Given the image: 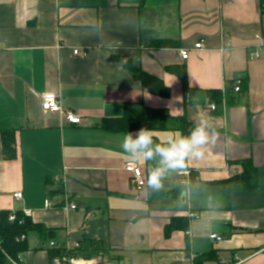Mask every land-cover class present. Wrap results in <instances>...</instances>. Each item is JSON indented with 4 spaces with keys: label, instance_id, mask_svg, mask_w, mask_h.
<instances>
[{
    "label": "crops",
    "instance_id": "0c3cea01",
    "mask_svg": "<svg viewBox=\"0 0 264 264\" xmlns=\"http://www.w3.org/2000/svg\"><path fill=\"white\" fill-rule=\"evenodd\" d=\"M263 42L260 0H0V131L15 138L8 158L0 135V211H30L54 230L44 241L28 234V251L7 264H51L50 248L70 252L83 240L98 241L102 251L74 264H264V55L255 56ZM128 59L160 78L169 97L145 89ZM170 66H184L197 91L192 102H184ZM214 89L229 92L224 101L210 99ZM44 92L58 94L82 123L43 112ZM142 106L193 125L207 119L219 132L205 156L188 164L194 184L169 174L160 191L133 188L125 134L102 122ZM177 133L153 136L162 142ZM244 159L257 169V185L227 192L221 182L243 171L230 163ZM137 164L148 177L155 161ZM176 218L186 228L178 222L167 235Z\"/></svg>",
    "mask_w": 264,
    "mask_h": 264
},
{
    "label": "trees",
    "instance_id": "16d2710c",
    "mask_svg": "<svg viewBox=\"0 0 264 264\" xmlns=\"http://www.w3.org/2000/svg\"><path fill=\"white\" fill-rule=\"evenodd\" d=\"M260 11L264 15V0H260ZM171 44L172 42L170 41H154L152 47L168 48ZM125 67H127L131 74L140 81L142 86L148 89L153 95L169 97L171 90L163 84L160 78L147 74L142 68L135 66L131 59L126 61ZM167 70L178 75L180 78L184 102L186 104L192 102L190 99L197 91L189 87L184 66H170ZM206 93L210 96L212 101L221 102L224 94L229 92L226 90L224 93L221 90L214 89ZM102 127L111 133H135L141 128H148L153 131L178 130L182 134L187 135L194 125L185 115L170 116L165 109H152L147 106H142L141 108L128 107L122 116L106 118L102 122ZM0 135L6 157H13L15 154L14 131L2 130L0 131ZM230 164L240 165L243 171L241 173H235L231 175L230 178L221 182L227 192L239 188L244 190L250 189L257 185L255 181L257 169L254 168L250 159H244L243 161H236ZM190 172L192 173L190 176L192 177L190 183L194 184L196 174L191 170ZM9 213V210L0 211V264H7L10 259L17 261L23 252L28 251V234L36 233L44 241L52 238L54 233L53 229L46 227L43 223L33 221L31 218H26L22 211H17L16 219L11 222L8 220ZM177 219L178 218L173 219L172 222L166 226L167 235L175 230L176 227H179V224H177L179 221H177ZM186 222V219L180 218L179 223H183L184 228L187 226ZM22 236H25V238L22 239ZM101 251L102 247L98 241L83 240L79 243L78 249L70 252L62 247L50 248L49 260L50 263L53 264L52 260L54 258H62L65 255L75 259H90L94 254Z\"/></svg>",
    "mask_w": 264,
    "mask_h": 264
},
{
    "label": "clouds",
    "instance_id": "9594fccd",
    "mask_svg": "<svg viewBox=\"0 0 264 264\" xmlns=\"http://www.w3.org/2000/svg\"><path fill=\"white\" fill-rule=\"evenodd\" d=\"M219 135L207 119H201L187 135L177 133L162 142L157 141L153 130L148 128L128 132L123 136L121 148L134 163L155 161L148 173L147 186L153 191H160L169 174L180 175L187 170L190 162L202 159L208 146L215 144Z\"/></svg>",
    "mask_w": 264,
    "mask_h": 264
},
{
    "label": "built area",
    "instance_id": "2783aa9c",
    "mask_svg": "<svg viewBox=\"0 0 264 264\" xmlns=\"http://www.w3.org/2000/svg\"><path fill=\"white\" fill-rule=\"evenodd\" d=\"M256 38L259 39L260 35H256ZM204 47V43L203 40L198 41L195 44V49H202ZM189 50H182L181 52V57L183 59L188 58L189 56ZM75 54H79V50H75ZM262 55H264V42L260 45V48L258 50V52L256 53V57H261ZM242 80L239 79L237 80L234 84H233V90L236 93H239L242 87ZM40 99H41V108L43 110V112H45L46 114H50V115H59L61 116L64 121H67L69 124L73 125V124H81L82 120H81V116L78 114L77 111L72 110V111H68L66 109H64V107H62L61 105V101L59 98L58 94L52 93V92H44L42 95H39ZM224 101V98L222 99ZM216 108V103H212V105H210V109L213 111ZM128 171L131 172L132 178H131V185L133 186V188L136 190L137 193L143 192L145 187H146V183H147V177L146 174H144L142 168L134 162L128 163L126 164L125 167ZM190 175L191 172L188 171H184L182 174H180L181 177H184L186 180L183 181V183L185 185H189L190 183ZM13 197L16 200H20L21 198H23L24 194L22 193V191H18L13 193ZM51 206V202L48 200L45 203V207H49ZM72 209H76L75 205H70ZM16 212L17 211H10L9 216H8V220L13 222L16 219ZM24 216L26 218H31L32 213L30 211L24 210L22 211ZM194 214H191V217H194ZM25 236H22V239H24ZM211 239H214L216 241H219L221 239V237L217 236V235H211ZM51 245H54L53 242H51ZM75 248H78L79 243L74 244ZM11 260V259H10ZM13 262H15L14 260H11ZM54 264H74V258L69 257V256H65L62 258H56L53 261Z\"/></svg>",
    "mask_w": 264,
    "mask_h": 264
},
{
    "label": "rangeland",
    "instance_id": "374dc122",
    "mask_svg": "<svg viewBox=\"0 0 264 264\" xmlns=\"http://www.w3.org/2000/svg\"><path fill=\"white\" fill-rule=\"evenodd\" d=\"M221 185V187H224V185H222V184H220ZM33 236H35V235H33Z\"/></svg>",
    "mask_w": 264,
    "mask_h": 264
}]
</instances>
